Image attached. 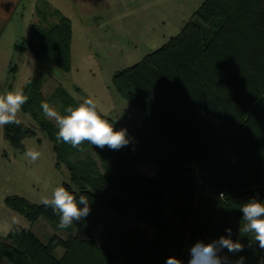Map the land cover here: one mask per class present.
<instances>
[{"label":"trees","instance_id":"trees-1","mask_svg":"<svg viewBox=\"0 0 264 264\" xmlns=\"http://www.w3.org/2000/svg\"><path fill=\"white\" fill-rule=\"evenodd\" d=\"M56 13L54 27L32 25L25 43L36 57L70 73L72 21ZM180 32L114 73V87L144 115L140 127L121 128L129 144L119 150L57 142L58 129L40 108L47 100L39 87L30 81L22 89L29 100L21 110L36 117L53 141L56 167L93 148L104 171L92 170L91 158L69 165L71 178L63 186L77 198L87 195L90 214L73 222L79 233L64 240L55 235L44 242L27 227L0 235V253L12 264H165L170 256L187 264L195 242L226 236L228 228L245 247L222 254L259 264L264 250L240 234L239 206L250 197L264 200V0H204ZM3 130L7 143L21 151L25 139L37 135L22 121ZM145 161L157 165L155 175L142 172ZM5 203L32 226L42 218L58 228L51 207L21 195ZM133 220L153 235H142ZM100 225L101 242L82 236Z\"/></svg>","mask_w":264,"mask_h":264},{"label":"rangeland","instance_id":"rangeland-1","mask_svg":"<svg viewBox=\"0 0 264 264\" xmlns=\"http://www.w3.org/2000/svg\"><path fill=\"white\" fill-rule=\"evenodd\" d=\"M44 2L49 5L47 6ZM86 2L89 3L88 0ZM90 2L94 6L92 0ZM122 9L119 13H114L112 17L111 15L106 17L104 23H101L103 28L113 26L115 29L113 35L118 43L105 37L103 41L96 40L88 44L87 40L81 36L83 34L80 32V26L74 22L75 38L72 40L74 48H72L70 73L60 70L57 65L50 63L44 57L45 60L41 63L43 67L40 66L39 71L31 73V79L39 87V92L62 114L67 106H76L83 99L92 96L98 101L103 115L115 120L117 130L124 126L140 127L144 121V115L114 87V73L140 62L145 56L164 45L170 36L176 35L178 33L176 28L182 25L184 19L190 17L194 11V4L191 0L180 3L173 0H129ZM34 12L35 20L30 26L29 36L24 40L21 38L23 36L18 38L16 52L23 54L25 50H29L25 42L30 37L32 25L41 24L48 28L54 27L59 22L57 9L48 0H37ZM22 33L24 32H21V35ZM117 44L123 47L122 50L114 48ZM29 74L22 76L21 83L25 84ZM61 90L66 91V94ZM17 118L37 132L36 136L25 139V150L36 148L41 152V157L34 163L30 162L24 156L25 150H18L7 143L4 137V126L0 127V224L19 214L26 227L33 229L44 242H48L55 235L64 240L73 229L61 230L42 218L32 226L23 214L8 208L5 199L10 195H21L33 203L43 204L42 201L45 198L51 197L55 186L70 181L69 165L91 158L95 162L91 166L92 170L98 168L104 171L102 162L97 152L89 148L86 152H80L56 167L57 154H55L54 143L42 131L36 117L21 110ZM44 118L57 128L53 120ZM140 169L149 176L155 175L158 170L157 165L150 161L142 162ZM132 224L134 228H141L142 235L152 236L154 233L153 229L148 228L144 223L133 220ZM102 228L100 225L99 229L92 234H89L87 229L81 234L89 239L92 235L101 242ZM73 233L78 234L79 231L74 229ZM0 235L8 234L0 228ZM57 254H62L60 248ZM0 264L12 263L0 253Z\"/></svg>","mask_w":264,"mask_h":264},{"label":"clouds","instance_id":"clouds-1","mask_svg":"<svg viewBox=\"0 0 264 264\" xmlns=\"http://www.w3.org/2000/svg\"><path fill=\"white\" fill-rule=\"evenodd\" d=\"M28 100L29 96L22 89H13L0 94V127L9 124L20 125L21 121L17 115ZM40 108L46 118L55 122L58 128L57 142L69 144L79 150H83L81 145L85 143L96 148L107 147L111 150H119L129 144L127 130H117L114 122L105 118L98 101L92 96L83 99L76 106H67L63 114L47 101H42ZM24 156L34 163L41 157V152L36 148H27ZM42 203L46 207H51L59 216L57 227L61 230L70 228L73 222L84 221L91 211L87 195L79 194L77 198L73 191H69L63 185L55 186L51 197L45 198ZM239 210L242 213L240 234L251 235L258 243L259 249L264 250V200L250 197L239 206ZM25 227L19 214L0 224L5 234H18ZM226 232V236L218 239L195 242L189 248L187 264H244L243 256L232 261L228 255L222 254L225 250L236 254L242 252L245 247L239 240L234 241L231 238V228L226 229ZM165 264H183V261L170 256ZM259 264H264V257H261Z\"/></svg>","mask_w":264,"mask_h":264},{"label":"crops","instance_id":"crops-1","mask_svg":"<svg viewBox=\"0 0 264 264\" xmlns=\"http://www.w3.org/2000/svg\"><path fill=\"white\" fill-rule=\"evenodd\" d=\"M36 1L0 0V94L13 89H23L28 82L32 81L31 73L39 71L40 66L43 65L41 63L45 60L34 56L29 50H25L23 54L16 52L18 38L23 36L21 38L24 40L29 36L30 26L35 20ZM88 1L89 3L86 0H48L57 11H60L72 21L73 38H75L74 22H77L80 26V32L83 34L81 36L84 40H87L88 44L96 40L103 41L105 37H108L114 43L117 42V38L113 35L115 32L113 26L103 28L101 23H104L106 17L110 15L112 17L114 13L123 10L122 8L128 4L129 0H92L94 6L91 5V0ZM173 1L180 3L184 0ZM191 1L194 4V11L189 18L182 21V25H178V28H176L178 33L170 36L166 43L181 33L180 31L183 30L186 23L204 2V0ZM21 32H24L23 35H21ZM72 48H74V44H72ZM114 48L122 50L123 47L117 44ZM25 74H29V79L23 84L21 79ZM70 229L77 228L71 226ZM73 230L70 231L72 234H74Z\"/></svg>","mask_w":264,"mask_h":264},{"label":"built area","instance_id":"built-area-1","mask_svg":"<svg viewBox=\"0 0 264 264\" xmlns=\"http://www.w3.org/2000/svg\"><path fill=\"white\" fill-rule=\"evenodd\" d=\"M200 183H203V181H202V180H200ZM220 196H221V197H223V194H221Z\"/></svg>","mask_w":264,"mask_h":264}]
</instances>
